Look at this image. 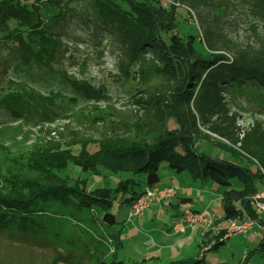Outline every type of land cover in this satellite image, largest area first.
I'll list each match as a JSON object with an SVG mask.
<instances>
[{
	"label": "trees",
	"instance_id": "obj_1",
	"mask_svg": "<svg viewBox=\"0 0 264 264\" xmlns=\"http://www.w3.org/2000/svg\"><path fill=\"white\" fill-rule=\"evenodd\" d=\"M176 1L184 9L200 6V0ZM243 1H249L264 20V0ZM83 3L0 0V43L14 61L43 74L64 53L63 37L69 36L57 33L58 28L69 33L77 19L79 28L90 29L97 37L107 32L121 43L128 80L140 87L137 93L142 94L134 99L140 117L135 122H118L110 136L86 142L78 155L61 153L50 165L30 157L29 171L9 180L14 185L0 192V231L40 233L41 224L35 218L46 214L49 202L94 213L112 227L119 223L115 208L132 206L146 188L161 182L162 165L202 185L216 183L224 221L246 215L257 219L252 203L261 191L254 179L264 185V125L255 121L241 126L238 121L242 113H264V44L253 53L227 56L218 50L217 34L211 28L205 29L203 41L199 34L183 32L188 18L165 0ZM70 85L82 94L91 92L79 82ZM20 97L1 99L0 115L7 113L33 124L38 123L32 120L36 117L54 120L44 106L54 104L52 100ZM204 130L219 137L214 139L218 146L256 162V175L244 165L197 154L196 142L212 140ZM209 233H204V239H209ZM121 235L114 231L108 235L115 250L123 245ZM259 249L264 252V240L255 251ZM193 263L202 264L203 259L171 264ZM98 264L125 263L114 258Z\"/></svg>",
	"mask_w": 264,
	"mask_h": 264
},
{
	"label": "rangeland",
	"instance_id": "obj_2",
	"mask_svg": "<svg viewBox=\"0 0 264 264\" xmlns=\"http://www.w3.org/2000/svg\"><path fill=\"white\" fill-rule=\"evenodd\" d=\"M83 1L75 0V3L82 5ZM177 7L182 16L188 18V24L182 26L183 32L199 34L203 41L205 29L211 28L217 34L218 50L227 56L253 53L264 44V20L257 16L249 1L200 0L197 9ZM220 7L225 9L224 13H219ZM76 21H72L73 25L67 30L69 33L63 27L56 30L61 35L68 34L70 39L63 37L64 53L53 69L43 74L14 61L0 43V100L17 95L26 99L30 95L54 102L44 105L54 120L32 119L38 121V125L7 113L0 115V176L6 175L0 177V192H6L14 185L9 180L29 171L30 157L36 156L39 162L50 165L61 153L78 155L86 142L110 136L111 128L116 130L118 122H135L140 117L134 99L142 93H137L140 87L135 81L128 80V61L120 41L105 31L97 37L90 29L79 28ZM72 81L87 86L91 92L82 94L72 89ZM255 121L264 125V113H242L238 123L248 126ZM170 124H174L173 121ZM120 128L119 132L124 136L125 132ZM204 132L212 140L196 142L194 150L197 154L244 165L256 175V162L223 149L216 143L218 136ZM165 172L171 171L162 165L160 185L169 175ZM33 174L37 175L36 172ZM188 178L189 185L200 192L195 196L193 207L209 212L214 225L206 241L201 236L205 229L197 227L184 249L172 250L170 255L175 258H166L163 253L169 239L176 241L179 238L175 234V237L169 236L165 231L166 227L178 223L179 217H174L173 212L165 211L157 217L154 211L147 209L144 217L130 221L127 206L115 208L119 223L110 227L99 221L94 213L49 202L44 207L46 214L35 218L37 224H41L40 233L0 231V264H98L114 258L125 264H171L185 259H203L202 264H264V252L261 249L255 251L264 240V233L255 226L224 239L229 224L223 233L216 230L224 220L221 198L213 191L218 185L210 182L209 187L200 188L189 175ZM254 180L262 190L263 182L258 178ZM255 220L247 215L243 219H234L239 224ZM117 230L123 231V249L119 250H115L108 236ZM148 241L160 246L159 250H152Z\"/></svg>",
	"mask_w": 264,
	"mask_h": 264
},
{
	"label": "crops",
	"instance_id": "obj_3",
	"mask_svg": "<svg viewBox=\"0 0 264 264\" xmlns=\"http://www.w3.org/2000/svg\"><path fill=\"white\" fill-rule=\"evenodd\" d=\"M169 171H171V172H165L166 174L167 173L169 174L167 177V180L164 183H161V185L159 183L157 186L152 187V188L164 189L167 187H176L178 190V193L175 196V198H173L169 201H166L165 204L163 203L161 205H157V204L153 203L151 205V207L149 208V211H154L155 216H157V217L160 216L159 214H161L165 211L173 212L174 217H179L178 223L176 226L171 225L169 227H166V230H165L166 232H168L169 236L175 237L174 234L179 236L178 240H176V241L169 239L168 240L169 245L165 249V251H168V252L163 251V253L166 254L165 255L166 258H175V257H173L175 255H170L172 253V250L175 248H183L184 249L185 244H187L190 241L191 237H193V235L197 229V227L195 229H193V228L189 227L186 223H184V221H183L184 211L187 209H190V210H193L196 212H202V211L193 207V205L196 204V197L195 196L197 193H200V192H198L195 188H193L192 186L189 185L190 179L188 178V175L187 176H185L184 174L176 175L175 174L176 172H174L172 170H169ZM195 184H197L199 187L200 186L201 187L202 186H205V187L210 186V184L202 185L198 182H195ZM213 191L215 193H217L218 196H220V194L218 192H216L217 191L216 189ZM193 193H195L194 196H193ZM220 198L222 201L221 196H220ZM127 208L129 209L128 211L130 212L131 206H129ZM208 210L210 211V209H208ZM228 221H224V220L220 221V222H222V224L216 226V230H219V231H221V233H223L227 227L226 225H228ZM258 224L259 223L251 224L248 229L254 228L256 226V227H258L259 230H261L264 233V229L262 228L261 224H259L260 226ZM203 229H205V227H203ZM123 230H124V228H123ZM114 232H115V234H117L118 232H120L122 234L120 238L123 242V231L117 230ZM205 232H206V230H203V235ZM210 233L208 236H211ZM203 235L201 233V236L204 238ZM204 240L206 241L207 239H204ZM148 243L150 244L149 247L152 250H154V251L159 250V249L157 250V248H160V246L153 245V243H150L149 241H148ZM123 244H124V242H123ZM181 244H183V245L181 246ZM176 245H177V247H176ZM167 248H169V249H167ZM121 249H123V245H122Z\"/></svg>",
	"mask_w": 264,
	"mask_h": 264
},
{
	"label": "built area",
	"instance_id": "obj_4",
	"mask_svg": "<svg viewBox=\"0 0 264 264\" xmlns=\"http://www.w3.org/2000/svg\"><path fill=\"white\" fill-rule=\"evenodd\" d=\"M165 1L169 2L170 4H174L175 6H180L179 3H176V0ZM177 193L178 190L176 187H167L164 189L146 188L143 194L131 206L129 220L132 221L134 218L143 216L153 203L161 205L164 201L175 198ZM252 204L255 208V214L257 218L255 220L256 222L248 221L239 224L234 220H229V230L227 231L224 239L232 236L234 233H242L254 223L261 224L262 228L264 229V187L258 194L254 196ZM183 221L193 229L198 226H203L205 227L206 232L210 231L214 225L213 219L207 211L196 212L187 209L183 213Z\"/></svg>",
	"mask_w": 264,
	"mask_h": 264
}]
</instances>
